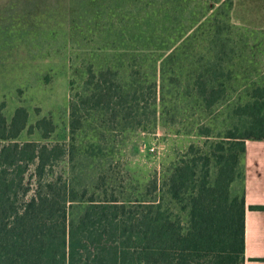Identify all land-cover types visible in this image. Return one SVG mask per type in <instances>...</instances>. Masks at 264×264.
<instances>
[{
  "label": "rangeland",
  "instance_id": "rangeland-1",
  "mask_svg": "<svg viewBox=\"0 0 264 264\" xmlns=\"http://www.w3.org/2000/svg\"><path fill=\"white\" fill-rule=\"evenodd\" d=\"M110 68L107 84L121 85L124 109L87 100ZM198 77L226 88L207 110ZM257 85L264 86V0H0V104L9 120L18 106L28 109L31 128L19 140L65 147L54 173L79 197L85 189L87 197L131 203L160 196L152 180L162 184L191 145L210 153L242 123L234 105ZM44 117L55 125L48 137L36 126ZM33 173L34 166L31 181ZM234 192L242 193L241 182ZM172 210L187 221L181 205Z\"/></svg>",
  "mask_w": 264,
  "mask_h": 264
},
{
  "label": "trees",
  "instance_id": "trees-1",
  "mask_svg": "<svg viewBox=\"0 0 264 264\" xmlns=\"http://www.w3.org/2000/svg\"><path fill=\"white\" fill-rule=\"evenodd\" d=\"M111 72L101 71L105 84L87 100L94 107L110 108L116 102L124 109L128 101L122 99L121 85L107 84ZM196 84L205 110L226 91L201 77ZM71 106L76 132L81 122L74 101ZM3 108L0 104V264H245L244 158L248 139H264V86H254L234 105L242 123L233 124L210 153L191 145L162 184L152 180L160 196L139 203L98 199L93 193L87 197L86 189L79 197L69 180L54 173L65 147L19 140L31 128L29 111L18 106L9 120ZM36 126L44 137L55 129L47 117ZM32 166L33 181L27 176ZM237 182L242 193L234 192ZM175 204L186 211V222L172 210Z\"/></svg>",
  "mask_w": 264,
  "mask_h": 264
},
{
  "label": "crops",
  "instance_id": "crops-1",
  "mask_svg": "<svg viewBox=\"0 0 264 264\" xmlns=\"http://www.w3.org/2000/svg\"><path fill=\"white\" fill-rule=\"evenodd\" d=\"M245 196L246 247L245 264H264V139L251 138L246 142Z\"/></svg>",
  "mask_w": 264,
  "mask_h": 264
}]
</instances>
